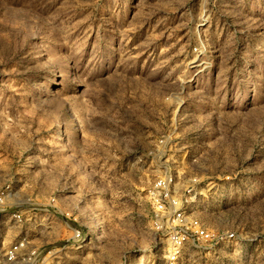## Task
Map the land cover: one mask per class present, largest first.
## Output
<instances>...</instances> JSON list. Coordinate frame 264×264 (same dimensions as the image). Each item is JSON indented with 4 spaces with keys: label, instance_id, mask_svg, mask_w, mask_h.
I'll return each mask as SVG.
<instances>
[{
    "label": "rangeland",
    "instance_id": "1",
    "mask_svg": "<svg viewBox=\"0 0 264 264\" xmlns=\"http://www.w3.org/2000/svg\"><path fill=\"white\" fill-rule=\"evenodd\" d=\"M5 189L0 264H264V0H0Z\"/></svg>",
    "mask_w": 264,
    "mask_h": 264
},
{
    "label": "built area",
    "instance_id": "2",
    "mask_svg": "<svg viewBox=\"0 0 264 264\" xmlns=\"http://www.w3.org/2000/svg\"><path fill=\"white\" fill-rule=\"evenodd\" d=\"M169 181V179H168ZM167 181V182H168ZM7 189L4 191H0V216L5 218L6 222L3 224V228L8 229L9 228V222L11 220H15L20 222L21 221V214L19 211H13L9 209L6 200ZM181 216V213H177V218ZM188 224L191 227L190 229H185L182 231V234L179 235V237L174 238L173 245H175V255L179 254L181 249H183L185 246H188V244L191 245H199L198 247H206L211 245H216V243L219 242V240H222V237L220 239L216 237L215 234L208 231L207 228L197 219H189ZM232 233H223V237L226 240H232L233 239ZM24 239L16 240L12 245L8 246L3 254V261L2 264H13L17 263L18 259L20 261H23L22 259V251L24 249ZM178 252V253H177Z\"/></svg>",
    "mask_w": 264,
    "mask_h": 264
},
{
    "label": "bare ground",
    "instance_id": "3",
    "mask_svg": "<svg viewBox=\"0 0 264 264\" xmlns=\"http://www.w3.org/2000/svg\"><path fill=\"white\" fill-rule=\"evenodd\" d=\"M94 227V226H93ZM97 226H95V228H96ZM90 232H91V234H92V236L97 240L98 239V232L96 231V229H91L90 230Z\"/></svg>",
    "mask_w": 264,
    "mask_h": 264
}]
</instances>
